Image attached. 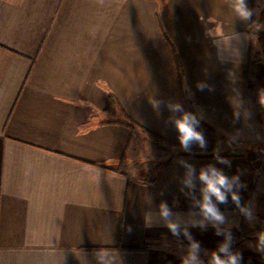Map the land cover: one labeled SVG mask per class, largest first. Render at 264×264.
<instances>
[{"label": "crops", "instance_id": "1", "mask_svg": "<svg viewBox=\"0 0 264 264\" xmlns=\"http://www.w3.org/2000/svg\"><path fill=\"white\" fill-rule=\"evenodd\" d=\"M233 4L0 0V264H181L189 241L161 203L203 264L224 243L264 264V120L248 89L264 76V0H247L249 20ZM169 104L204 121L205 148H181ZM181 161L238 176L253 219L229 195L220 235L192 226L200 184Z\"/></svg>", "mask_w": 264, "mask_h": 264}, {"label": "clouds", "instance_id": "2", "mask_svg": "<svg viewBox=\"0 0 264 264\" xmlns=\"http://www.w3.org/2000/svg\"><path fill=\"white\" fill-rule=\"evenodd\" d=\"M233 8L242 20H249L252 17V10L248 8L247 0H234ZM257 28H259V25H257ZM197 87L203 90L205 85L199 84ZM262 97H264V92L261 93V102L264 103ZM160 103V101L156 100L151 101L153 108L156 109L159 108ZM167 107L173 113L180 114L178 116H173L170 119L178 133V141L181 148L186 152L191 150L193 144H197L200 148H205V137L197 130L199 126V120L197 117L190 112L184 111L180 104H169ZM216 159L220 163H229V161L219 156H217ZM181 163L184 164V167L187 170L186 178L184 180L186 187L195 190L196 182L198 181L200 184L199 191L202 199L196 201V204L198 205L200 215L203 219L199 222L193 221L192 226L203 228L205 227L204 222L208 221L212 223L214 228H216V234L220 235L221 232L217 225L225 222V216L217 205L227 203L229 195L246 219L249 221L253 219V213L250 209L241 205V198L238 192L234 190V185L236 188L243 187V185L240 184L238 176L229 178L213 165L201 168L197 174L196 169L192 165L185 161H181ZM159 215L163 218L165 226L174 236L178 237L181 231H183V235L189 241L188 255L187 257L182 258L181 264H190V262H192V264H203V262L197 257V253L200 250L199 243L192 238L187 228L181 230L179 223L170 219L172 212L166 203L160 204ZM151 224V214H148L146 217V226H151ZM226 239L230 241L231 235L228 234ZM257 240V250H264V232L258 233ZM220 254H224V256L222 257ZM104 256H108V254H99V264H104ZM241 260L242 254L239 252H231L229 244L224 243L220 244L218 249L211 253L209 264H240Z\"/></svg>", "mask_w": 264, "mask_h": 264}, {"label": "rangeland", "instance_id": "3", "mask_svg": "<svg viewBox=\"0 0 264 264\" xmlns=\"http://www.w3.org/2000/svg\"><path fill=\"white\" fill-rule=\"evenodd\" d=\"M261 19H264V12L261 15ZM256 29L257 28H255L254 31L257 33ZM258 36H259V34H258ZM260 43H261V41H260ZM261 48H262V46H261ZM262 52H263V49H262ZM263 54H264V52H263ZM252 87L254 89H252ZM248 89H249V92H255V94H256V97H257V100H258V103H259V108L261 109V112H262V121H263L264 120V103L261 102V93L264 92V76H262L260 78L259 82H257L255 84V86H251L250 85L248 87ZM262 99H264V97H262Z\"/></svg>", "mask_w": 264, "mask_h": 264}, {"label": "trees", "instance_id": "4", "mask_svg": "<svg viewBox=\"0 0 264 264\" xmlns=\"http://www.w3.org/2000/svg\"><path fill=\"white\" fill-rule=\"evenodd\" d=\"M257 33L259 34L260 37V41H261V46L264 52V19H261L260 24H259V28L256 29ZM115 104V98L113 96H111L110 99V106L112 107ZM191 111L194 113L192 107L190 106ZM195 114V113H194ZM196 115V114H195ZM196 117L202 121L204 123V121L202 119H200L197 115ZM123 123H125L126 125L130 126L131 128H135L136 127V123L133 122L132 120L128 119V121H124Z\"/></svg>", "mask_w": 264, "mask_h": 264}]
</instances>
